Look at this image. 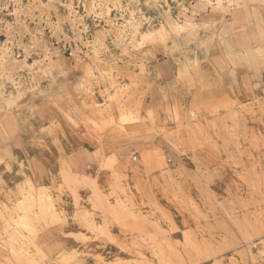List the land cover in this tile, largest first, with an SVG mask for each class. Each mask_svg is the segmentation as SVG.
I'll use <instances>...</instances> for the list:
<instances>
[{
	"label": "rangeland",
	"instance_id": "1",
	"mask_svg": "<svg viewBox=\"0 0 264 264\" xmlns=\"http://www.w3.org/2000/svg\"><path fill=\"white\" fill-rule=\"evenodd\" d=\"M243 2L0 0V264H264L262 13L238 74L223 45ZM73 138L134 153L92 178ZM69 211L86 249L54 258L37 234Z\"/></svg>",
	"mask_w": 264,
	"mask_h": 264
},
{
	"label": "crops",
	"instance_id": "2",
	"mask_svg": "<svg viewBox=\"0 0 264 264\" xmlns=\"http://www.w3.org/2000/svg\"><path fill=\"white\" fill-rule=\"evenodd\" d=\"M258 12H261L264 19V0H244L243 4L239 8H234L228 17L225 18V26L228 29L232 38V42L235 45L237 51L234 52L231 42L228 39L223 40V45L225 51L236 68V74L240 71V66L244 62L241 59V55H244L243 59L247 62L250 60V56L247 50H250L255 45V40L253 39V29L255 18H259ZM255 33V32H254ZM255 51L258 55H262L264 50L262 46L257 45ZM249 90L250 88L247 87ZM76 145L71 142L74 148V153L71 154V165L73 170L77 172L84 173L85 176H95L103 177L106 175V171H101V162H105V158L113 156L114 158L120 160L121 157L134 153L133 142H121L118 141L112 144L106 153L100 150L98 143L85 140H76ZM162 139L156 138L154 140V145L158 146ZM162 148V147H161ZM163 148H165L163 146ZM105 156V157H104ZM68 218L65 222L54 223L46 228L41 229L36 238L37 246L46 251L48 254L54 258H58L65 253L82 251L86 247L83 244L82 236L87 235L77 220L73 217V211H69Z\"/></svg>",
	"mask_w": 264,
	"mask_h": 264
},
{
	"label": "bare ground",
	"instance_id": "3",
	"mask_svg": "<svg viewBox=\"0 0 264 264\" xmlns=\"http://www.w3.org/2000/svg\"><path fill=\"white\" fill-rule=\"evenodd\" d=\"M254 194V193H253ZM245 227V226H244Z\"/></svg>",
	"mask_w": 264,
	"mask_h": 264
}]
</instances>
